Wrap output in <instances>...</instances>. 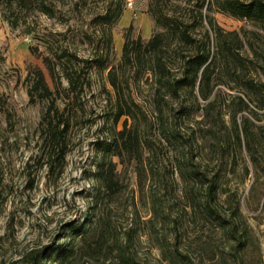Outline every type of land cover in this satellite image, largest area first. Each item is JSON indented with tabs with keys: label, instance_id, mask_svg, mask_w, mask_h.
<instances>
[{
	"label": "rangeland",
	"instance_id": "1",
	"mask_svg": "<svg viewBox=\"0 0 264 264\" xmlns=\"http://www.w3.org/2000/svg\"><path fill=\"white\" fill-rule=\"evenodd\" d=\"M118 2L59 0L54 17L38 12L22 14L16 27L3 20L0 7V264H21L30 252L48 253L69 245L74 246L76 255L71 256L68 264H119L118 251L126 246V254L135 264H173L165 256L176 250L188 254L195 264H221V256H227L231 244L225 239L227 232L203 216L207 185L194 181L183 183L175 167L181 153L165 145L163 154L143 151L144 169L127 158H113L119 193L105 200L91 217L96 188L92 175L102 158L98 146L114 127L113 93L106 80L107 72L120 62L123 34L130 25L133 36L144 42L162 31L155 24L152 8L162 10L168 18L191 24L190 34L198 42L207 31L210 51L215 54L217 41L207 22V18L212 19L226 42L243 59L242 66H234L227 55L219 57L213 86L214 92L221 93L216 99L213 123L205 125L202 109L214 97L202 101L198 85L194 90L197 109L196 103L192 104L193 95L184 90L179 101L168 100L163 113L165 116L168 112L177 113L182 104L192 106L186 115L176 117V124L191 145L194 164L215 181L212 206L233 220L236 234H246V244L240 250L244 264H264V173L261 169L264 168V108H257L264 101V95L251 97L243 83L244 79H250L254 84H264V26L223 15L215 5L206 11L207 3L211 5L212 0H205L201 22L193 20L192 15L199 8V0H192L190 5L173 0L159 1V5L157 1L134 0L131 9L123 7L122 16L111 29L109 49L106 48L108 32L100 26L99 18L109 4H113V11ZM166 40L169 46L166 61L172 74L178 76L179 57L193 50L175 39ZM31 49L54 62H58L57 56L63 52L75 54L83 62L81 75L88 85L80 98L67 107L62 93L67 83L60 71L61 65L66 64L65 59L56 63L57 88L47 78L50 88L57 90L56 107L59 111L64 108L63 120H69L63 159L44 140L41 118L49 102L29 103L27 89L31 70L39 68L46 74ZM102 56L106 58L107 70H99L94 61L89 62ZM81 65L71 66L80 70ZM151 77L131 74L130 94L154 124L153 141L156 142L151 80L146 81ZM237 96L248 103L249 110L237 115L236 121L240 132L244 118L251 123L248 127L259 163L256 168L243 143L240 150L234 138L230 114L235 108L227 106ZM249 97L252 103L247 101ZM125 120L122 118L117 123V131L122 129ZM139 122L141 131L144 124ZM133 123L127 120L128 127ZM101 211L106 212L115 228L110 234H100ZM77 232L87 233L76 237ZM97 242L103 243L99 255L92 251Z\"/></svg>",
	"mask_w": 264,
	"mask_h": 264
},
{
	"label": "trees",
	"instance_id": "2",
	"mask_svg": "<svg viewBox=\"0 0 264 264\" xmlns=\"http://www.w3.org/2000/svg\"><path fill=\"white\" fill-rule=\"evenodd\" d=\"M59 0H0V7L3 9V20L9 23L12 27H16L19 23L22 14H30L38 12L43 16L52 18L56 13V5ZM118 4L112 11V3L106 8L105 13L99 18L100 26L106 29L107 34V47L111 49L110 31L113 26L118 22L125 7V0H118ZM159 1L162 0H151ZM167 1V0H166ZM192 0H173V2H184L190 5ZM199 8L196 13L192 12L193 20L202 21V8L206 5L205 0H199ZM212 4L206 6V11H211L214 7L221 14L229 16L239 21H250L261 26H264V2L261 0H254L249 3H242L239 0H212ZM157 7V6H156ZM201 8V9H200ZM151 14L157 26H160L162 31L155 34L147 42H144L140 37H134L132 32L133 28L130 25L123 34V44L121 48V58L117 67H111L107 72L106 80L109 83L113 93V107L111 111V121L113 129L110 134L100 142L98 151H101L102 158L95 165L94 174L92 179L95 182L96 188L92 197V210H90L91 217L96 215V209L100 207L105 200L110 199L119 193V184L116 180V165L113 163V158L123 160L127 158L129 161H135L141 167L144 166L143 151L147 150L148 153L153 155L155 152L163 154V146L169 147L172 151L181 153V160L177 161L176 171L183 183L194 181L196 183H205L206 188V204L204 206L203 216L206 219L212 220L218 227L225 230V239L229 246L227 256H221V264H244L240 254V250L246 244V234H236L237 226L232 219L225 218L212 206V201L215 196V181L207 178V174L196 166L193 162L191 145L187 142L183 134L179 131L176 124V117L186 115L189 108L185 104L178 106L177 113H169L164 115L163 109L168 106V100L179 101L182 98L184 90H188L190 95H193L196 103V109L199 107L198 99L194 95V90L197 86L199 98L206 102L213 95L214 100L208 101L206 106L202 109L203 121L205 125L213 123L215 117L216 99L220 96L221 91L216 90L213 86L214 77L216 75L217 64L219 57L224 54L226 58H231L234 66L244 64L243 59L235 52L224 39L222 31L217 28L212 19L207 18L209 30L214 34L217 41L216 52L210 51V38L209 33L206 31L202 41L198 42L190 34L192 28L191 24L183 21L176 20L175 18H168L162 10L158 8L151 9ZM206 19V17H204ZM175 39L179 44L185 47L192 48V53L179 57L180 67L178 68V76L172 74L166 58H168V43L166 39ZM31 54L35 59L40 60L46 74L39 68H33L30 72V82L27 89V96L29 103L49 102L46 112L41 118V126L45 129L44 140L50 150L52 149L57 156L61 155L63 159L65 154L63 152V142L69 130L68 119L63 120L64 108L62 111L56 107V91L51 89L47 78L57 88L56 76V63H62L65 59V66L61 65V75L67 83V88L62 90L64 98L67 102L65 107L68 106L73 100H78L82 94L83 88L88 85L86 80L82 78V63L75 54L61 53L57 56L58 62H54L47 56L38 53L36 50L31 49ZM96 64L99 70H107L106 58L102 56L100 60L94 59L89 62ZM87 62V61H86ZM73 63L81 65L80 70H75L71 66ZM88 63V62H87ZM70 69V71H69ZM121 73H117V71ZM126 71L128 74L126 75ZM139 76H146L149 74L147 80H151V89L153 97V105L156 117V129L158 137L156 142L153 141V128L154 124L147 118L146 113L142 108L135 103L130 94L131 74ZM244 88L248 93L254 97L264 95V84H254L250 79H244ZM110 95V94H109ZM248 97V96H247ZM111 98V97H109ZM252 99V98H251ZM250 97L247 101L252 103ZM1 101V100H0ZM112 101V100H111ZM194 103V104H195ZM235 108L230 114L232 122V129L234 138L238 143L241 150V143L249 157L254 168L259 166L256 157V148L254 145L253 135L248 125L251 124L247 118L242 120L241 132L237 125L236 117L243 112L249 110L248 103L240 96L233 98L227 106ZM257 108L262 110L264 108V101H262ZM126 120L123 123L121 130L117 131L115 126L122 119ZM134 123L128 127L127 120ZM139 120L142 121L144 127L141 131L139 128ZM135 122H137L135 124ZM212 127V125H211ZM243 137V142L241 140ZM155 143V144H154ZM157 143V144H156ZM187 145V148H186ZM186 152V154H185ZM188 153V154H187ZM189 156V157H188ZM144 169V167H143ZM264 173V168H261ZM151 171V170H150ZM1 185V184H0ZM105 217V220L99 218V223L102 225V232L100 234H110L115 231V228L109 221V216L106 212H100ZM90 228V226H89ZM88 228V229H89ZM87 232H85L86 234ZM82 233L77 232L76 237H80ZM83 234V235H85ZM81 237H84V236ZM81 240V238H80ZM102 242H97L93 253L99 255L102 250ZM128 246L123 250L118 251L117 259L119 264H135L130 256L126 254ZM45 251V250H44ZM43 250L30 252L25 255L21 264H68L71 256L76 255L74 246L69 245L64 249L54 248L50 252L45 253ZM169 257L173 264H195L192 258L179 250L174 253H169L165 256ZM229 257L230 259H228ZM216 259L215 256L213 260Z\"/></svg>",
	"mask_w": 264,
	"mask_h": 264
},
{
	"label": "built area",
	"instance_id": "3",
	"mask_svg": "<svg viewBox=\"0 0 264 264\" xmlns=\"http://www.w3.org/2000/svg\"><path fill=\"white\" fill-rule=\"evenodd\" d=\"M134 5V0H125V7L131 9Z\"/></svg>",
	"mask_w": 264,
	"mask_h": 264
}]
</instances>
